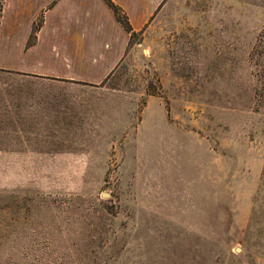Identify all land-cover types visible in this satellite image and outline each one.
Segmentation results:
<instances>
[{
	"label": "rangeland",
	"instance_id": "rangeland-1",
	"mask_svg": "<svg viewBox=\"0 0 264 264\" xmlns=\"http://www.w3.org/2000/svg\"><path fill=\"white\" fill-rule=\"evenodd\" d=\"M263 71L264 0H162L98 87L0 69V264H264Z\"/></svg>",
	"mask_w": 264,
	"mask_h": 264
},
{
	"label": "crops",
	"instance_id": "crops-1",
	"mask_svg": "<svg viewBox=\"0 0 264 264\" xmlns=\"http://www.w3.org/2000/svg\"><path fill=\"white\" fill-rule=\"evenodd\" d=\"M110 1L138 33L162 0ZM129 39L104 0H0V69L26 76L20 84L50 90L62 85L98 87L121 64ZM12 55L13 60L2 61ZM12 99L14 105L8 104L6 110H13L15 118L33 119L29 114L42 112L40 121L24 122V131L17 124L14 133L62 134L58 129H34L69 126L63 123L69 116L59 107V97L30 94Z\"/></svg>",
	"mask_w": 264,
	"mask_h": 264
},
{
	"label": "trees",
	"instance_id": "trees-1",
	"mask_svg": "<svg viewBox=\"0 0 264 264\" xmlns=\"http://www.w3.org/2000/svg\"><path fill=\"white\" fill-rule=\"evenodd\" d=\"M106 5L112 10L113 14L116 17V20L121 24V26L126 30L128 34H133L132 29L130 28L129 23L127 22L125 16L122 14L121 10L115 6L110 0H104ZM258 81H260V85L264 86V71L258 74Z\"/></svg>",
	"mask_w": 264,
	"mask_h": 264
}]
</instances>
